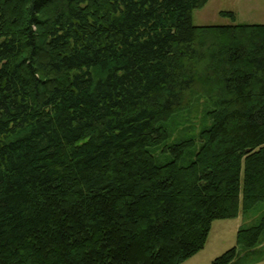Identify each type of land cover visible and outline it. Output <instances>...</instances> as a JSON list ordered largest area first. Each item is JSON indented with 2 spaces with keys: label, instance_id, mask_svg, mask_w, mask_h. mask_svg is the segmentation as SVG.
I'll return each mask as SVG.
<instances>
[{
  "label": "trees",
  "instance_id": "16d2710c",
  "mask_svg": "<svg viewBox=\"0 0 264 264\" xmlns=\"http://www.w3.org/2000/svg\"><path fill=\"white\" fill-rule=\"evenodd\" d=\"M209 1L0 0V264H183L241 213L211 264L264 261V25Z\"/></svg>",
  "mask_w": 264,
  "mask_h": 264
},
{
  "label": "rangeland",
  "instance_id": "374dc122",
  "mask_svg": "<svg viewBox=\"0 0 264 264\" xmlns=\"http://www.w3.org/2000/svg\"><path fill=\"white\" fill-rule=\"evenodd\" d=\"M226 12H232L235 17L223 16L222 13ZM193 23L198 27L264 25V0H210L203 9L193 13ZM203 109V102L196 103L189 113L190 116L185 117L189 121H185L181 128L192 130L199 126ZM251 221L248 223L251 224ZM244 223L242 213L236 219L214 221L204 249L183 264H211L235 248L238 231ZM259 264H264V261Z\"/></svg>",
  "mask_w": 264,
  "mask_h": 264
}]
</instances>
